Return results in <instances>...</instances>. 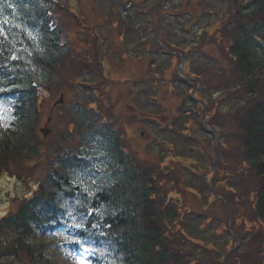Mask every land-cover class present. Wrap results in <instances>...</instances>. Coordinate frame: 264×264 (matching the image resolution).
I'll return each instance as SVG.
<instances>
[{
  "label": "trees",
  "instance_id": "trees-1",
  "mask_svg": "<svg viewBox=\"0 0 264 264\" xmlns=\"http://www.w3.org/2000/svg\"><path fill=\"white\" fill-rule=\"evenodd\" d=\"M131 2L135 19L139 18L143 23L140 25L142 31L149 30L148 21H154V15L156 16L152 0ZM163 2L164 0H159V5L166 9ZM111 3L124 4V0ZM68 4L69 0H0V92L4 89L9 93L0 102L10 104L8 115L11 124L5 129L0 127V173L14 171L15 161L24 158L22 172L18 174L26 181L28 190L30 176L43 177L40 178L36 191L31 196L25 194L22 198H17L7 216L0 220V264L54 263L61 256L58 249L62 244L71 242L67 239L47 238L57 228L53 224L58 223L55 212L58 197L70 188L68 171L80 168L79 171L83 174L95 173L86 163L80 162L79 154L75 153L81 146L79 142L75 147L64 150L59 148L51 167L43 175L40 168L35 169L33 166V154H39V147L36 146L39 136L36 134L42 119L43 92L52 79L62 80L59 90L66 92L69 89L72 92L75 81L83 74L82 71H89L92 66L94 75L87 73L90 79L96 80L98 76L103 78V69L96 57L83 55L77 58L69 52L68 42L72 37L82 35L84 30L89 31L90 24L74 15L67 7ZM263 6L264 0H258L257 14L243 20L247 24L250 38L258 43L249 48L263 47L264 50V40L256 36L259 33L264 35ZM229 13L233 19L241 20L240 16L236 17V10ZM168 17H162L160 27ZM100 18L105 20L111 17L101 15ZM240 29L241 26L237 25L236 30ZM237 43L236 41L234 45ZM237 48L226 52L224 57L220 56L219 62L224 71L216 77L219 84L238 81L236 73L242 66L239 61L243 59V54L236 51ZM228 57L236 60L233 67L228 66ZM66 58L70 62V72H65V75L63 71L66 68L62 67ZM158 60H154L152 64L155 65ZM163 61H167L161 66L163 77L159 78L157 69L153 71L155 78L151 84L155 89H166V83L176 79V74L171 69L173 62L170 58ZM145 77L146 75L139 81L143 82ZM104 85L96 80L92 86L98 90L102 86L99 103L107 100L104 105L114 108L116 103L113 101L112 89H107ZM139 90H144L142 85H139ZM254 94L252 101L245 100L250 108L243 111L241 116L245 118L248 111L253 115L257 112L264 123V85ZM100 109L105 110L103 107ZM63 116L64 128L60 129L62 135L76 130L79 137L86 123L82 120L84 117L81 121L74 122L68 114ZM256 119L254 122H257ZM110 123L114 127L117 124L116 120ZM95 124V138L85 144H97L100 154L106 159L105 167H102L107 168L111 182L107 184L100 181L96 190V202L99 204L105 201L109 206L101 217H92L93 220L84 221L83 225L74 230V239L67 247L74 246L77 249L80 244L89 241L98 253L105 255L108 252L100 258L89 256V264H207V260H204L206 248L196 246L185 232V227L189 224L182 217L178 200L171 198L167 201V196L161 198L168 192L166 180H172L174 169H169L160 176L156 175L155 180L153 174L134 166L129 160L130 156L122 157L120 139L113 128L102 130L104 126L101 119L98 123H91L90 127ZM33 142L35 146L32 145ZM160 145L163 149H168L162 141ZM157 165L162 168L164 162L160 161ZM153 166L156 168L155 162ZM152 193L156 197L151 196ZM225 244L218 243L215 246L216 252L224 253ZM216 256L221 255L216 253ZM54 264H58L57 261Z\"/></svg>",
  "mask_w": 264,
  "mask_h": 264
},
{
  "label": "rangeland",
  "instance_id": "rangeland-1",
  "mask_svg": "<svg viewBox=\"0 0 264 264\" xmlns=\"http://www.w3.org/2000/svg\"><path fill=\"white\" fill-rule=\"evenodd\" d=\"M83 3V0L82 2ZM74 5V4H73ZM189 10H192L191 7ZM199 20H202L201 22H199ZM195 25L196 24H199L198 26L200 28H203V29H211V28H214L216 27V29L219 28V25H217L218 23H215V18L212 19V18H203V17H198V22L194 23ZM194 26V25H192ZM111 37V35H109ZM144 38V36H143ZM180 40V41H183V38L182 36H177L175 38H171L170 41L172 44H176L177 41ZM113 42V45L119 49L120 47L124 46L123 43L121 41H112ZM138 43V41H137ZM206 49H208L207 51L211 50L210 48H208V46L206 47ZM113 54V53H112ZM110 54V55H112ZM127 58L125 59H122L121 62L123 63V67L121 69H119L118 71L116 69H114L113 67L111 68L112 70V75L114 77H116V75H124V76H134V75H140L143 73V70L145 68V62H143L140 58H137V57H133V56H129L127 55L126 56ZM67 59V58H66ZM118 61V56L116 55L115 57H111L108 59V63H111L112 62V66L113 64H116L115 62ZM69 60L67 59V61H65L64 63V66L62 68H66V71H63L64 73L65 72H70V66L69 65ZM67 64V66H66ZM61 68V69H62ZM60 69V68H59ZM59 71V70H58ZM60 73V71H59ZM66 75V73H65ZM122 76V77H124ZM57 80H60V79H57ZM133 86V85H132ZM79 89H81L82 91H84L85 89L81 88L80 86H77ZM131 85H127L126 86H123V88H119L117 90H120L121 91V94H118V93H115L114 92V95H118L120 97L119 99V102L118 104L115 106V110L119 113V115H117V118L120 119L121 117V114L123 113H129V109L126 105H124V101L122 100V97L123 95L125 94V98H127V95L129 91H127V88H130ZM159 93V92H158ZM50 93H47L46 95H49ZM57 97V94L49 101V105H48V108H47V111L50 107V104L51 102ZM86 98H88V100H91V101H94L96 96L95 94H93L92 92H88V94L85 96ZM82 96H79L78 99H81ZM123 103H122V101ZM161 100L162 102L166 103L165 100L166 97H161ZM228 103H231L230 101H227ZM152 105V104H151ZM123 106V108H121ZM154 110H155V107H153ZM112 112L110 108H106L103 113L107 114V113H110ZM47 114V113H46ZM45 114V116H46ZM44 116V117H45ZM109 117V116H108ZM163 118V117H162ZM135 130H137V128L135 127ZM58 132V130H57ZM52 133H53V130H52ZM16 164L19 166V167H23V163L22 161L21 162H16ZM13 188H15V178L14 179H11L9 177H0V205H2V203H6L10 193L8 190H13ZM17 191V190H16ZM16 191H13L14 193H16Z\"/></svg>",
  "mask_w": 264,
  "mask_h": 264
}]
</instances>
